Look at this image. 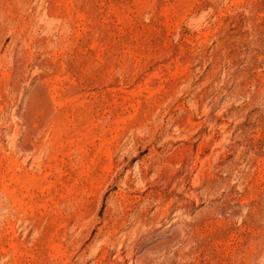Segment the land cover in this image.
Instances as JSON below:
<instances>
[{
  "label": "rangeland",
  "instance_id": "obj_1",
  "mask_svg": "<svg viewBox=\"0 0 264 264\" xmlns=\"http://www.w3.org/2000/svg\"><path fill=\"white\" fill-rule=\"evenodd\" d=\"M0 264H264V0H0Z\"/></svg>",
  "mask_w": 264,
  "mask_h": 264
}]
</instances>
